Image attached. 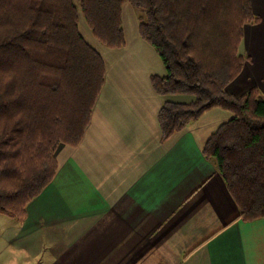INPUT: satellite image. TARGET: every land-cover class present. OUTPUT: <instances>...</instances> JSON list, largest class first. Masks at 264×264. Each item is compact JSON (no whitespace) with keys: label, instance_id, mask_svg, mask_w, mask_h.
<instances>
[{"label":"crops","instance_id":"1","mask_svg":"<svg viewBox=\"0 0 264 264\" xmlns=\"http://www.w3.org/2000/svg\"><path fill=\"white\" fill-rule=\"evenodd\" d=\"M250 3L259 19L244 26L238 50L248 58L228 90L264 98V0ZM131 8H122L124 47L90 38L105 74L89 122L76 146L57 145L54 177L23 217L2 222L0 264H264V216L238 217L203 153L232 113L213 107L162 139L150 77L164 68ZM7 221L18 224L6 230Z\"/></svg>","mask_w":264,"mask_h":264},{"label":"trees","instance_id":"2","mask_svg":"<svg viewBox=\"0 0 264 264\" xmlns=\"http://www.w3.org/2000/svg\"><path fill=\"white\" fill-rule=\"evenodd\" d=\"M126 3L164 68L150 77L161 98L162 139L213 107L230 111L203 153L214 160L238 217L264 216V98L255 88L228 90L248 58L238 50L244 26L259 19L250 0H0V214L22 218L54 177L57 145L80 141L105 65L79 26L120 49Z\"/></svg>","mask_w":264,"mask_h":264},{"label":"rangeland","instance_id":"3","mask_svg":"<svg viewBox=\"0 0 264 264\" xmlns=\"http://www.w3.org/2000/svg\"><path fill=\"white\" fill-rule=\"evenodd\" d=\"M74 2H75V4L78 6L79 5V0H74ZM126 4H128V3H126ZM129 6L130 7H132L130 4H129ZM132 10H135L133 7L131 8ZM134 14L136 15V13L134 12ZM79 18H80V22L82 21L83 22V18H82V16H81V13H79ZM81 26V27H80ZM80 26H79V29H80V31L82 32V34L90 41L91 39L89 38V33H88V30L83 26V23H81L80 24ZM98 44V43H97ZM100 44V43H99ZM183 96H185V101L187 100V99H189L191 96H188L187 95V97H186V95H173L172 96V98H176V99H180V100H183L182 98H183ZM28 205V204H27ZM27 205H26V207H27ZM5 216V215H4ZM4 220H10L9 219V217H3V216H1L0 215V227H1V224H2V222H4ZM7 222H9V224H8V227L6 228V230H11V227L12 226H15V225H17L18 223L16 222V221H7ZM6 255V251H4V256ZM9 256H11V255H9ZM25 257H26V255L25 254H22V256H21V258H20V260L22 259V260H24L25 259ZM9 264H11V261H9Z\"/></svg>","mask_w":264,"mask_h":264}]
</instances>
